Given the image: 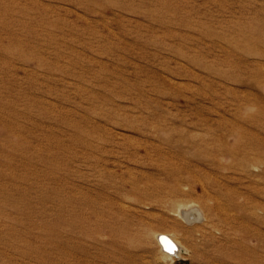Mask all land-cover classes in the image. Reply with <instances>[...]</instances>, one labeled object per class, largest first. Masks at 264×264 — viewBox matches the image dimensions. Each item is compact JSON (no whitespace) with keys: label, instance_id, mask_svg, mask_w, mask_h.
<instances>
[{"label":"rangeland","instance_id":"obj_1","mask_svg":"<svg viewBox=\"0 0 264 264\" xmlns=\"http://www.w3.org/2000/svg\"><path fill=\"white\" fill-rule=\"evenodd\" d=\"M0 264H264V0H0Z\"/></svg>","mask_w":264,"mask_h":264},{"label":"bare ground","instance_id":"obj_2","mask_svg":"<svg viewBox=\"0 0 264 264\" xmlns=\"http://www.w3.org/2000/svg\"><path fill=\"white\" fill-rule=\"evenodd\" d=\"M158 241L160 243L162 251L166 256L176 257L181 255L182 247L180 243L170 234L160 233L158 235Z\"/></svg>","mask_w":264,"mask_h":264}]
</instances>
